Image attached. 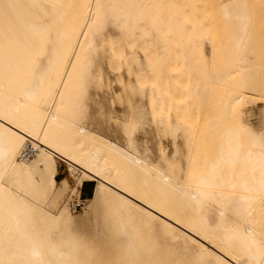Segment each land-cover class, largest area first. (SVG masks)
<instances>
[{"label":"bare ground","instance_id":"6f19581e","mask_svg":"<svg viewBox=\"0 0 264 264\" xmlns=\"http://www.w3.org/2000/svg\"><path fill=\"white\" fill-rule=\"evenodd\" d=\"M199 1L217 19L218 38L205 41L212 59L207 86L219 87L220 113L198 130L179 174L177 134L182 123L175 113H168L170 147L164 146L156 160L147 153V140L141 144L129 130L130 123L133 128L146 126L149 108L159 107L162 96L169 104L163 75L147 72L149 63L143 60L136 80L124 85V117L119 119L115 111L109 116L124 143L92 129L110 124L81 117L79 82L90 70L96 84L121 65L128 69L129 2L142 4L148 13L160 6L164 16L169 5L190 12V0H40L43 8L34 7L33 0H0V264H51L54 259L53 264H72L60 257L50 233L49 184L56 179L66 186V178H58L60 161L73 175L78 168L87 170L81 176L95 182L92 201L101 195L115 197L136 216L120 264H148L153 258L149 252H155L156 241L144 235L141 239L142 230L156 236L168 255L188 251L194 264H230L233 258L264 262V148L242 130L249 119L244 110L252 101L250 94L264 93V46L256 33L264 0ZM232 4L243 7H223ZM163 48L158 47L159 53ZM152 49L143 47L146 54ZM172 60L168 62L174 67ZM147 74L149 106L129 104V95ZM201 93L197 99L204 107L209 95ZM99 110L100 116L105 114ZM202 129L212 132L209 152L200 142ZM219 212L224 223H219ZM91 229L97 233L96 226Z\"/></svg>","mask_w":264,"mask_h":264},{"label":"rangeland","instance_id":"374dc122","mask_svg":"<svg viewBox=\"0 0 264 264\" xmlns=\"http://www.w3.org/2000/svg\"><path fill=\"white\" fill-rule=\"evenodd\" d=\"M189 10L190 12L169 5L166 14L163 16L160 13V6H156L152 13H148L142 4L136 5L129 2V31L127 32L129 36L126 43L130 53L128 69L121 65L109 75L107 80L102 79L103 82L100 81L102 84L96 80L95 82L98 83H93V73L90 70L88 75L79 82L83 92L81 98L83 105L81 104L82 109H80L81 117L83 115L82 118L101 125L104 123L110 124L108 128L97 126L92 127V129L101 135L116 139L119 143H124V135L119 126L109 119L110 114L114 111L119 119L124 117L125 102L128 97L124 85L126 86V82L130 83L136 80L135 72L139 69L143 60L149 63L146 68L147 72L154 74L155 71H152L154 69L156 73L163 75L169 87V104L167 105V99L162 96L159 105L157 104L159 107L149 108L146 126L144 124L141 129L138 126L134 127L131 136L138 139L141 144L142 140L146 139L147 153L151 159L156 160L161 149L165 148L164 146L170 147L171 139L166 132L168 113H175L182 123L177 134V142L182 150V153L177 157L179 174L182 173L185 159L190 151V144L196 138L198 130L205 128L213 117L220 113L216 101L219 95V87L216 84H211L210 90V87L207 86L212 70V59L210 45L205 41L208 38H213V36L214 39L218 38V29L215 27L217 19L204 8L199 0H190ZM125 20L126 14L121 18L120 27H124ZM263 20L264 18L258 20L260 22V24L258 23L260 29L258 28V30H261V33L257 30L258 36L255 35L258 41H262V46H264ZM120 37L122 40L125 39L124 35ZM160 45L164 47L161 53L158 49ZM142 46L149 47V50L153 48L150 54H156L157 58H162L161 62H157L149 53L146 54ZM263 54L260 56V61H264ZM170 58L175 62L174 67L168 62ZM173 70L176 71V76H173ZM262 72L264 74V70ZM145 78L146 80H143L140 85L132 90L133 95H129V104L139 106L146 103L145 105L149 106L147 92L151 83L148 74ZM197 82L199 85H197ZM198 91L202 92L205 95L204 97L209 95V100L208 102L205 101L204 107L200 101L198 102L199 97L197 99V96L200 93ZM250 96L252 101L245 105L244 112L247 113L248 118L258 117L261 110H264V93H252ZM202 107L203 109H201ZM100 108L105 111L102 116L99 114ZM95 113L99 115L100 121ZM199 113L202 122L197 125ZM202 130L204 131V137L203 141L200 140V142L203 143L204 151L209 152L211 149L209 139L212 132L211 129ZM201 150L202 147L199 148V153ZM67 173L69 172L66 164L60 161L58 178H66ZM82 183H88L91 186L89 196L81 195L80 187ZM62 188L66 189V186L63 187L61 183L53 179L48 190L53 216V228L50 233H52V239L56 242L60 257L67 259L72 264H120L119 261L124 255L127 231H133L136 225V216L133 215L129 205L115 197L110 198L106 195H101L97 201H92L95 195V182L91 179H87V182L80 180L78 183L79 191L68 195L66 199ZM78 200L82 201V208H74L71 205L72 202ZM91 226H96V234ZM144 231L142 230V234L140 233L142 235L141 239L150 238L154 242L156 241L155 252L153 250V253L149 252V255L153 258H148V264H163L165 262L168 264H194V259H191L188 251L178 249L173 250L172 255H168L164 252L165 248L162 247L156 236H151L148 231V234ZM143 235L145 238H143ZM159 245L160 247H158ZM48 246H50L49 243ZM145 254H143L144 257H149L148 253ZM162 257H164L163 260ZM166 257H173L175 260L170 263L165 259ZM55 262L54 259L51 264Z\"/></svg>","mask_w":264,"mask_h":264},{"label":"snow or ice","instance_id":"6c2138e0","mask_svg":"<svg viewBox=\"0 0 264 264\" xmlns=\"http://www.w3.org/2000/svg\"><path fill=\"white\" fill-rule=\"evenodd\" d=\"M33 6L37 8H43L45 5H43L40 0H33ZM54 7V5H53ZM223 7H233V8H240L243 7V5L238 4H232V5H224ZM129 130L130 132L133 129L131 123L129 124ZM242 130L253 136V138L260 144L262 148H264V110H261L259 113V116H253L248 119L247 125L242 126ZM133 147V141L130 139L129 141V149ZM86 169L78 168L75 175H73L71 172L66 174V189L62 188V192L64 195V198L66 199L68 195H72L75 191H79L78 183L80 180H84L87 182L88 176L85 174L84 176H81V172L86 173ZM59 186V185H58ZM75 198V197H73ZM245 211H247V207H245ZM219 216L221 217V220L219 223H224V213L219 212ZM213 222L217 223L215 217H213ZM221 256H224V253L221 252ZM230 264H247V261H237L236 259H231ZM264 264V262H262Z\"/></svg>","mask_w":264,"mask_h":264},{"label":"crops","instance_id":"0c3cea01","mask_svg":"<svg viewBox=\"0 0 264 264\" xmlns=\"http://www.w3.org/2000/svg\"><path fill=\"white\" fill-rule=\"evenodd\" d=\"M90 192H91V186L88 183H82V185L80 187L81 195L89 196Z\"/></svg>","mask_w":264,"mask_h":264},{"label":"built area","instance_id":"2783aa9c","mask_svg":"<svg viewBox=\"0 0 264 264\" xmlns=\"http://www.w3.org/2000/svg\"><path fill=\"white\" fill-rule=\"evenodd\" d=\"M72 206H73L74 208H81V206H82V201H80V200H78V201H74V202L72 203Z\"/></svg>","mask_w":264,"mask_h":264}]
</instances>
